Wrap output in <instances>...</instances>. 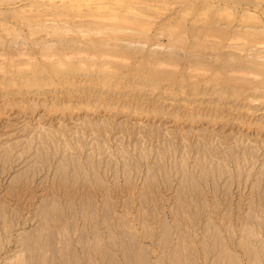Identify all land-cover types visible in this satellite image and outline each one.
<instances>
[{
  "label": "rangeland",
  "instance_id": "374dc122",
  "mask_svg": "<svg viewBox=\"0 0 264 264\" xmlns=\"http://www.w3.org/2000/svg\"><path fill=\"white\" fill-rule=\"evenodd\" d=\"M122 2L127 0H3L0 110L15 114L20 108L3 106L36 100L49 108L78 103L79 95L56 84L79 80L83 86L107 75L110 58L126 38L124 29L115 28L126 27L131 10ZM172 3L164 15L182 22L189 37L209 41L203 56L221 78L205 83L213 93L208 99L223 104L225 87L246 90L247 84L228 73L264 63V0ZM14 179L0 173V264H264L262 169L203 181L166 177L167 183L129 169L77 177L71 188L67 179L62 187L53 176L31 191Z\"/></svg>",
  "mask_w": 264,
  "mask_h": 264
},
{
  "label": "clouds",
  "instance_id": "9594fccd",
  "mask_svg": "<svg viewBox=\"0 0 264 264\" xmlns=\"http://www.w3.org/2000/svg\"><path fill=\"white\" fill-rule=\"evenodd\" d=\"M122 6L131 9L121 33L126 38L107 75L83 86L79 80L56 84L79 95L78 103L49 108L36 100L3 106L20 108L15 114L0 110V173L14 174L13 183L31 191L53 176L71 188L77 177L129 169L165 183L166 177L203 181L264 170V63L228 73L246 90L225 87V103L209 100L213 93L205 83L221 78L203 56L209 41L189 37L182 22L164 15L172 0H127ZM51 112L60 115L50 118ZM78 187L87 190L86 184Z\"/></svg>",
  "mask_w": 264,
  "mask_h": 264
},
{
  "label": "bare ground",
  "instance_id": "6f19581e",
  "mask_svg": "<svg viewBox=\"0 0 264 264\" xmlns=\"http://www.w3.org/2000/svg\"><path fill=\"white\" fill-rule=\"evenodd\" d=\"M118 2H119V1H118ZM118 2H117V4H118ZM125 2H126V1H125ZM220 2H221V1H220ZM119 4H120V3H119ZM121 4H123V2H122ZM109 5H110V3H109ZM111 5H112V4H111ZM114 5H115V6H114V8H115V7L117 6V5H116V1H115V4H114ZM106 6H107V5H106ZM107 7H108V6H107ZM107 7L103 8V9L106 10ZM118 7H120V6L118 5ZM206 7H207V6H206ZM210 7H211V6H210ZM103 9H102V10H103ZM109 9H110V8H109ZM111 9H112V7H111ZM111 9H110V11H111ZM119 9H120V8H119ZM119 9H118L117 11H119ZM124 9H125V8H124ZM124 9H123V10H124ZM113 10H114V9H113ZM115 10H116V8H115ZM130 11H131V10H130ZM98 12H100V11H98ZM111 12L114 13V11H111ZM120 12H121V11H120ZM101 13H102V12H101ZM107 13H108V12H107ZM115 13H116V12H115ZM118 13H119V12H118ZM122 13H123V12H122ZM111 14H112V13H111ZM115 15L117 16V14H115ZM108 16H109V15H108ZM110 16H111V15H110ZM112 16L115 18V16H114L113 14H112ZM118 17H119V16H118ZM93 18H94V17H93ZM106 18H107V16H106ZM111 18H112V17H111ZM94 19H97V18H94ZM102 19H103V18H102ZM102 19H101V20H102ZM110 21H111V20H110ZM111 23H112V22H111ZM214 23H215V22H214ZM116 25H117V24H116ZM208 25H209V24H208ZM95 26H96V25H95ZM101 26H102V27H105L106 25H105V26H104V25H101ZM108 26H109V25H108ZM110 26H114V25H111V24H110ZM96 27H97V28H96ZM96 27H94V28L97 29L96 31H99V33H104V32H100V31H101V27H99V26H96ZM106 27H107V26H106ZM109 28H110V27H109ZM115 28H116V31H117V30L125 29L126 27H121V26H119V27H115ZM115 28H112V29H115ZM98 29H99V30H98ZM104 30H105V29H104ZM104 30H102V31H104ZM110 31H111V30H110ZM112 31H113V30H112ZM246 32H247V31H246ZM92 33H93V32H92ZM105 36H107L106 33H105L104 37H105ZM49 239L51 240V238H49ZM130 240H131V239H130ZM47 242H48V241H47ZM47 242H46V243H47ZM50 242H51V241H50ZM53 243H54V242H53ZM96 243H97V242H96ZM129 243H130V241H129ZM36 244H37V243H36ZM135 244H136V243H135ZM47 245H49V244H47ZM29 246H30V245H29ZM29 246H28V247H29ZM39 246H40V243H39ZM42 246H43V244H42ZM55 246H56V245H55ZM127 246H128V245H127ZM137 246H139V245H137ZM36 247L38 248V246H36ZM103 247H104V246H103ZM134 247H135V246H134ZM51 248H53V246H52ZM51 248H50V249H51ZM53 250H54V249H53ZM53 250H52V251H53ZM56 250H57V249H56ZM56 250H55V251H56ZM123 250H126V249L124 248ZM131 250H132V249H131ZM125 252H126V251H125ZM136 252H137V250H136ZM53 253H54V252H53ZM53 253H52V254H53ZM108 253H109V252H108ZM121 254H122V253H121ZM74 255H75V254H74ZM109 255H110V254H109ZM126 255H127V254H126ZM70 256H71V255H70ZM137 256H138V255H137ZM140 256H142V255H140ZM228 256H229V255H228ZM39 257H40V256H39ZM71 257H72V256H71ZM229 257H230V256H229ZM46 258H47V256H46ZM140 258H141V257H140ZM39 259H40V258H39ZM127 259H129V258H127ZM74 260H75V259H74ZM229 260H230V259H229ZM48 261H49V260H48ZM53 261H54V260H53ZM114 261H116V260H114ZM227 261H228V260H227ZM56 262H57V261H56ZM116 262L119 263L118 261H116ZM70 263H71V262H70ZM70 263H69V264H70ZM75 263H76V262H75ZM106 263H107V262H106ZM117 263H116V264H117ZM129 263H130V262H129ZM47 264H48V263H47ZM64 264H65V263H64Z\"/></svg>",
  "mask_w": 264,
  "mask_h": 264
}]
</instances>
